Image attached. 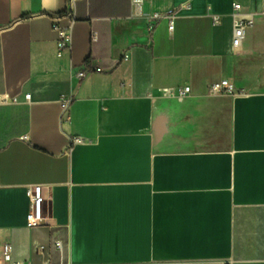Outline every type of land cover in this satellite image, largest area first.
I'll list each match as a JSON object with an SVG mask.
<instances>
[{
    "label": "crops",
    "instance_id": "0c3cea01",
    "mask_svg": "<svg viewBox=\"0 0 264 264\" xmlns=\"http://www.w3.org/2000/svg\"><path fill=\"white\" fill-rule=\"evenodd\" d=\"M66 2L0 0V94L21 102L0 107V264L6 243L21 264H264V0H145L176 13L152 33L132 0H81L59 55ZM235 3L255 16L239 50ZM224 79L238 95L209 97Z\"/></svg>",
    "mask_w": 264,
    "mask_h": 264
},
{
    "label": "built area",
    "instance_id": "2783aa9c",
    "mask_svg": "<svg viewBox=\"0 0 264 264\" xmlns=\"http://www.w3.org/2000/svg\"><path fill=\"white\" fill-rule=\"evenodd\" d=\"M81 0H67L65 12L62 14H56L52 16L53 30L57 34L58 40V54L62 55L65 51L71 49L72 45V33L71 29L73 24L76 22L75 7L76 4ZM144 3L145 0H132L131 2V19H143L146 16L144 13ZM176 13L171 11L166 14L155 13L151 16H148V30L150 33L153 32L157 23L161 20H167L169 23V30L174 29ZM233 21V38L232 46L235 50L242 48L243 43L246 39L247 30L252 29L255 25V16L253 14H244L243 7L239 3L233 5V13L231 15ZM68 19L69 26L62 25V20ZM213 20L215 24H219L221 17L214 16ZM0 31L2 28L0 27ZM96 40L97 37L95 36ZM125 59H128V54H125ZM94 72H103V69L100 67L93 68H81L79 70H71L70 78L77 80L81 83L85 80L90 74ZM192 93V89L189 85L184 87H179L176 89L168 88L163 89L161 94L164 98L176 99L178 101H184ZM207 94L209 97H219L222 95L237 96L238 91L236 86L231 83L229 80L224 79L218 82L212 83L207 87ZM76 98V92H72L67 95L61 96V103L63 109H66ZM31 100V95L27 94L25 96V103H29ZM20 100L16 96L10 94H0V107L2 106H15L20 104ZM90 141L82 137H77L74 139L75 145L88 144ZM28 196L30 198V211L28 214V228L38 227L43 222V203L45 202V197L43 193V187L40 185L31 186L28 188ZM58 248H62L60 242L56 243ZM3 257L5 264H21L13 259V246L10 243H6L3 247Z\"/></svg>",
    "mask_w": 264,
    "mask_h": 264
}]
</instances>
